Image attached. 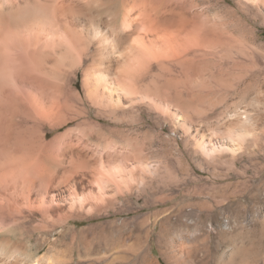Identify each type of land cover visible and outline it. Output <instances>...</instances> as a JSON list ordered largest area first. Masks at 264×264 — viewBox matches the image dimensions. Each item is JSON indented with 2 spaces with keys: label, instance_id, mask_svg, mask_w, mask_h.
Masks as SVG:
<instances>
[{
  "label": "bare ground",
  "instance_id": "bare-ground-1",
  "mask_svg": "<svg viewBox=\"0 0 264 264\" xmlns=\"http://www.w3.org/2000/svg\"><path fill=\"white\" fill-rule=\"evenodd\" d=\"M234 3L0 0V226L81 237L92 225L75 230L70 221L167 205L176 199L171 187L164 193L155 185L167 178V165L151 153H189L207 178L245 175L235 167L258 144L254 116L236 109L224 116L222 99L209 97L224 91L226 61L254 62V52L264 51L246 26L264 22V0ZM185 162L191 177L196 168ZM227 162L223 174L218 166ZM211 198L200 205L205 213L189 247L166 239L169 264H207L211 235L229 243L217 264H253L249 244L236 238L244 227L239 208L223 219L219 213L232 205ZM185 201L175 203L177 212L191 205ZM168 210L139 221L147 237ZM147 250L157 264L150 243ZM59 260L33 258L0 237V264Z\"/></svg>",
  "mask_w": 264,
  "mask_h": 264
},
{
  "label": "rangeland",
  "instance_id": "rangeland-1",
  "mask_svg": "<svg viewBox=\"0 0 264 264\" xmlns=\"http://www.w3.org/2000/svg\"><path fill=\"white\" fill-rule=\"evenodd\" d=\"M226 2L227 6L235 4V0H226ZM246 26L253 29L258 43H264V22L262 19L249 20V24ZM241 38L243 41L248 39L243 36ZM262 53L264 51L254 52V62L244 59L245 61L241 60L237 65H233L230 60L229 63L226 61V65L223 64L222 68L223 74H221L224 91H220L221 96L218 92H216L217 95L209 96L212 100L219 97L222 99L219 103L224 116H229L228 114H231L234 109L240 110V112L247 111L252 117L254 116L258 144L251 147L249 153H242L241 157L237 158V167H235L237 172L246 171L245 175L232 172L229 176L222 175L215 179L207 178V173L198 170L195 161L189 158L191 157L189 153H185L186 156H180L178 153H151L154 158L162 160L167 165L165 171L167 178L163 181H157L155 185L158 190L164 191V193H169L171 187L172 194L176 197L173 202L159 207H144L138 214L103 215L90 220L70 221L69 227L74 226L76 227L75 230L92 225L90 230L81 233V237L78 234L73 236L69 232L59 236L60 228L44 233L34 230V228H29V230L15 229L7 232L3 226H0V237L5 235L14 245L23 244L27 254L29 253L33 258L52 254L60 259V264H151L148 261L150 257L147 250V244L150 243L152 257L156 263L169 264L164 255L165 246L167 247L166 239L174 240L175 243L180 241L186 248L189 247L191 234L195 229L194 223L205 213L204 208L200 205L202 202H211L213 196V198L223 199L232 205L231 209L219 213V217L223 219L227 215L236 213L239 208L238 220L244 224V227L237 230L236 238H240L239 240H242L247 246L249 244V250H253L249 251L251 252L250 255L255 254L252 256L253 264H258V262L264 264V54ZM61 130H57L56 133ZM186 158L188 159V166L191 167L192 165L196 168V172L193 173L194 175L191 174V177L187 176L186 171H184L187 166ZM230 164L228 162L220 164L218 170L224 174L230 170ZM184 177H187L188 184L185 183ZM148 194L151 198L152 193ZM145 200V197L140 198L136 205L138 207L143 206ZM181 200H186L185 202L191 203V205H186L184 211L177 212L176 208L179 206L175 203ZM36 204L38 203L34 202V205ZM179 205L183 204L180 203ZM168 207V211H170L168 219L163 220L161 217L165 213L161 212L159 214L161 219L157 220L158 224L155 226V231L148 233V238L147 226L141 228L139 221L142 218L150 217L148 220L150 223L153 218L151 214L158 210L168 209ZM171 208L173 209L171 210ZM38 218L39 216L36 217L33 224L31 223L32 226L38 224ZM162 226L166 229L165 233L162 232ZM220 238L217 235L210 236V250L208 255L204 257L207 264H217L221 252L227 248L226 245L228 246L229 243ZM36 246H39L38 251H35Z\"/></svg>",
  "mask_w": 264,
  "mask_h": 264
}]
</instances>
